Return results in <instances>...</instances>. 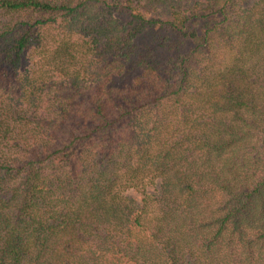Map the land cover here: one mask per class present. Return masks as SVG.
<instances>
[{"label":"trees","instance_id":"trees-1","mask_svg":"<svg viewBox=\"0 0 264 264\" xmlns=\"http://www.w3.org/2000/svg\"><path fill=\"white\" fill-rule=\"evenodd\" d=\"M0 264H264V0H0Z\"/></svg>","mask_w":264,"mask_h":264}]
</instances>
